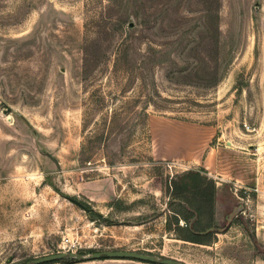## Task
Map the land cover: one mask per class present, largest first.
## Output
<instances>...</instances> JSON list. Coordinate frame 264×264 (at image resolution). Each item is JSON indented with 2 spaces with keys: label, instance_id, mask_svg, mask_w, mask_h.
<instances>
[{
  "label": "rangeland",
  "instance_id": "obj_1",
  "mask_svg": "<svg viewBox=\"0 0 264 264\" xmlns=\"http://www.w3.org/2000/svg\"><path fill=\"white\" fill-rule=\"evenodd\" d=\"M114 248L264 264V0H0V264Z\"/></svg>",
  "mask_w": 264,
  "mask_h": 264
},
{
  "label": "water",
  "instance_id": "obj_2",
  "mask_svg": "<svg viewBox=\"0 0 264 264\" xmlns=\"http://www.w3.org/2000/svg\"><path fill=\"white\" fill-rule=\"evenodd\" d=\"M74 200L76 203H78L80 206L83 208L87 209V206H85L83 203H81L79 200L75 198H71ZM64 255H70L74 256L76 255L75 252L72 250L65 251V250H60V251H55V252H50V253H45L39 256H35L32 259L33 264H40L43 262H50L53 260H56ZM81 260L82 259H91V258H99V257H127V258H134V259H140L144 261H150V262H158V264H184L183 262L170 258V257H165V256H156L151 253L143 252V251H137L133 249H119V248H114V249H98V250H93L89 254L85 255H80Z\"/></svg>",
  "mask_w": 264,
  "mask_h": 264
},
{
  "label": "crops",
  "instance_id": "obj_3",
  "mask_svg": "<svg viewBox=\"0 0 264 264\" xmlns=\"http://www.w3.org/2000/svg\"><path fill=\"white\" fill-rule=\"evenodd\" d=\"M214 152H211L209 154L210 159H207V164L204 165V167L207 169V173L209 174H219V170H218V165L217 162H214V158L212 157ZM213 158V159H212ZM220 177H223L222 174H219ZM100 258V257H99ZM121 262H114V261H110V260H105V261H101L98 260V258H91V259H82V260H77V261H72V262H65V261H50V262H46V263H41V264H120ZM128 264H132L131 262H129ZM134 264V262H133Z\"/></svg>",
  "mask_w": 264,
  "mask_h": 264
},
{
  "label": "built area",
  "instance_id": "obj_4",
  "mask_svg": "<svg viewBox=\"0 0 264 264\" xmlns=\"http://www.w3.org/2000/svg\"><path fill=\"white\" fill-rule=\"evenodd\" d=\"M62 242L64 245H67L68 247L75 244V241L69 238L68 236H63Z\"/></svg>",
  "mask_w": 264,
  "mask_h": 264
},
{
  "label": "trees",
  "instance_id": "obj_5",
  "mask_svg": "<svg viewBox=\"0 0 264 264\" xmlns=\"http://www.w3.org/2000/svg\"><path fill=\"white\" fill-rule=\"evenodd\" d=\"M57 260H59V259H56V260H53V261H57ZM77 260H81V259H67V260H63V261H65V262H72V261H77ZM43 263H46V262H43Z\"/></svg>",
  "mask_w": 264,
  "mask_h": 264
}]
</instances>
